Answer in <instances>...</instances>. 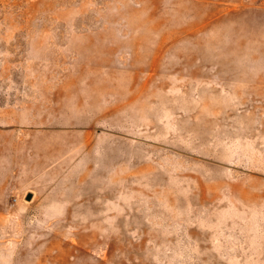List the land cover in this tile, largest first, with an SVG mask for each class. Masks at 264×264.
Returning <instances> with one entry per match:
<instances>
[{
	"label": "rangeland",
	"instance_id": "obj_1",
	"mask_svg": "<svg viewBox=\"0 0 264 264\" xmlns=\"http://www.w3.org/2000/svg\"><path fill=\"white\" fill-rule=\"evenodd\" d=\"M0 264H264V0H0Z\"/></svg>",
	"mask_w": 264,
	"mask_h": 264
},
{
	"label": "water",
	"instance_id": "obj_2",
	"mask_svg": "<svg viewBox=\"0 0 264 264\" xmlns=\"http://www.w3.org/2000/svg\"><path fill=\"white\" fill-rule=\"evenodd\" d=\"M30 196H28L27 198H29Z\"/></svg>",
	"mask_w": 264,
	"mask_h": 264
}]
</instances>
